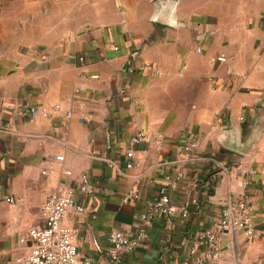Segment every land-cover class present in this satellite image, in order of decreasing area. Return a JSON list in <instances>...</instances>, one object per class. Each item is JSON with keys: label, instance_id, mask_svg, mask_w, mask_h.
<instances>
[{"label": "crops", "instance_id": "1", "mask_svg": "<svg viewBox=\"0 0 264 264\" xmlns=\"http://www.w3.org/2000/svg\"><path fill=\"white\" fill-rule=\"evenodd\" d=\"M139 129L149 140L127 168ZM188 140L202 157L168 189L188 218L154 219L121 264H192L195 234L243 196L258 234L222 231L203 264H264V0H0V264H17L47 196L81 174L85 211L65 222L80 263L107 264V234L135 228Z\"/></svg>", "mask_w": 264, "mask_h": 264}, {"label": "built area", "instance_id": "2", "mask_svg": "<svg viewBox=\"0 0 264 264\" xmlns=\"http://www.w3.org/2000/svg\"><path fill=\"white\" fill-rule=\"evenodd\" d=\"M199 51V49H197ZM80 60L82 58H79ZM222 60V57H217ZM58 110V105L53 106L50 112L45 107H30L32 115L40 114L50 117ZM240 119H243L240 117ZM161 135L154 137L153 145L157 148L161 145ZM149 136L144 129L137 130L128 140L126 149V167L135 165L133 147L142 142H147ZM182 154L176 158L178 167L172 174L165 176L168 185L160 187L156 198L146 204L145 209L138 214V220L134 229L113 228L107 234V247L105 255L107 264H121L123 258L130 254L136 246L145 238L146 231L151 222L159 216H164L169 220L179 218L184 221L188 218L189 212L184 204L175 203L168 195V189L174 188L187 173L190 165L201 159V145L196 140H188L181 146ZM56 159L62 160L61 155ZM218 168H224V162L211 158ZM253 173V171H251ZM66 174H70L69 171ZM249 179L242 178L240 185L247 187ZM88 188V177L81 174L77 189L73 187L60 188L55 193L47 196L42 210V223L31 227L27 233L29 250L17 257V264H93L91 258H86L80 263L76 250V230L65 222V216L70 210L76 213H83L85 208L77 203L78 192L84 193ZM137 198L136 189H131L123 198V202ZM13 201V198H7ZM222 231H241L247 239H253L257 234L252 222L251 206L245 197L229 200L221 209L219 215L214 218L209 226L198 231L192 239L189 249L190 255L196 257L197 249L205 247L204 257L195 258L192 264H203L204 260L215 261L218 259V237Z\"/></svg>", "mask_w": 264, "mask_h": 264}]
</instances>
